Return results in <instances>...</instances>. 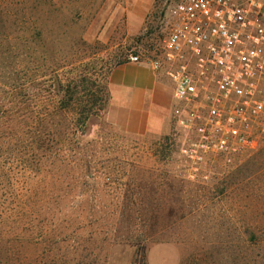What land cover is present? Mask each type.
Returning <instances> with one entry per match:
<instances>
[{
    "label": "rangeland",
    "instance_id": "374dc122",
    "mask_svg": "<svg viewBox=\"0 0 264 264\" xmlns=\"http://www.w3.org/2000/svg\"><path fill=\"white\" fill-rule=\"evenodd\" d=\"M174 1L0 0V264H264V133L197 172L173 126L128 134L106 106L76 140H22L45 109L64 122L68 86L100 95L113 67L153 56Z\"/></svg>",
    "mask_w": 264,
    "mask_h": 264
},
{
    "label": "built area",
    "instance_id": "2783aa9c",
    "mask_svg": "<svg viewBox=\"0 0 264 264\" xmlns=\"http://www.w3.org/2000/svg\"><path fill=\"white\" fill-rule=\"evenodd\" d=\"M153 56L171 83L173 134L193 171L254 150L264 133V0H175Z\"/></svg>",
    "mask_w": 264,
    "mask_h": 264
},
{
    "label": "crops",
    "instance_id": "0c3cea01",
    "mask_svg": "<svg viewBox=\"0 0 264 264\" xmlns=\"http://www.w3.org/2000/svg\"><path fill=\"white\" fill-rule=\"evenodd\" d=\"M105 119L133 135L165 136L172 130L174 105L171 83L148 65L124 62L107 77Z\"/></svg>",
    "mask_w": 264,
    "mask_h": 264
},
{
    "label": "trees",
    "instance_id": "16d2710c",
    "mask_svg": "<svg viewBox=\"0 0 264 264\" xmlns=\"http://www.w3.org/2000/svg\"><path fill=\"white\" fill-rule=\"evenodd\" d=\"M66 91L68 96L58 101V107L64 111V114L60 115L64 122L55 121L54 124L53 113L45 109L42 114H38L35 117L34 123H36L38 128H36L34 134L31 133L32 127L30 126L27 131H23L26 136L24 138L21 137L22 140L28 139L30 143L39 147L45 145L46 147L44 148L46 149L55 145L61 146L60 143L76 140L78 136L84 135L85 127L89 120L97 117L105 109L108 95L106 89L101 86L99 88L100 95L89 94L86 89L87 94L84 93L80 98L75 96L77 92L76 86H68ZM49 103L52 104V102ZM45 105H47V100ZM44 122L49 124V129L39 128L40 124ZM11 235H13L12 229L4 228L2 232L0 231V242L2 241L1 237L10 240Z\"/></svg>",
    "mask_w": 264,
    "mask_h": 264
}]
</instances>
